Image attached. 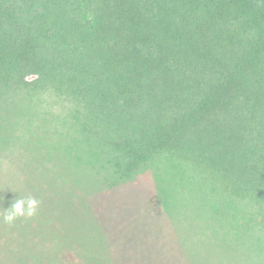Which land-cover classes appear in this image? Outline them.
<instances>
[{"label": "trees", "instance_id": "trees-1", "mask_svg": "<svg viewBox=\"0 0 264 264\" xmlns=\"http://www.w3.org/2000/svg\"><path fill=\"white\" fill-rule=\"evenodd\" d=\"M18 62L66 78L76 109H109V131L122 130L105 136L114 171L130 174L156 151L185 143L208 171L232 176L261 218L264 0H0L5 92ZM82 137L89 145L97 136ZM63 209L64 219L58 205L46 214L62 221L67 250H77L75 239L83 264H110L104 236L87 233L88 212L66 201ZM45 226L46 235L61 232ZM36 237L47 251L25 264L76 263L53 256L50 236Z\"/></svg>", "mask_w": 264, "mask_h": 264}, {"label": "rangeland", "instance_id": "rangeland-1", "mask_svg": "<svg viewBox=\"0 0 264 264\" xmlns=\"http://www.w3.org/2000/svg\"><path fill=\"white\" fill-rule=\"evenodd\" d=\"M17 64L7 92L0 84V264L46 252L39 235L43 243L50 236L53 256L83 264L76 240V251L63 243L62 221L46 214L58 205L64 219L65 201L88 212L87 233L104 236L110 264H264V210L259 218L232 176L208 171L185 143L156 151L130 174L114 171L105 136L120 129L109 131V109H76L66 78ZM86 134L97 137L87 145ZM29 197L39 201L37 214L5 223V210ZM48 221L61 232L46 235Z\"/></svg>", "mask_w": 264, "mask_h": 264}, {"label": "clouds", "instance_id": "clouds-1", "mask_svg": "<svg viewBox=\"0 0 264 264\" xmlns=\"http://www.w3.org/2000/svg\"><path fill=\"white\" fill-rule=\"evenodd\" d=\"M39 208V201L35 198L29 197L26 199H17L11 207L6 209V215L3 217L5 223H13L18 217L31 218L37 214Z\"/></svg>", "mask_w": 264, "mask_h": 264}]
</instances>
